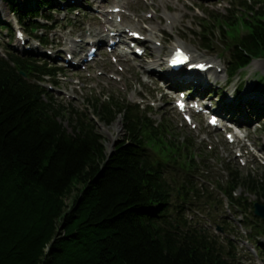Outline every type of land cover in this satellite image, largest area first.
Segmentation results:
<instances>
[{
    "label": "trees",
    "instance_id": "1",
    "mask_svg": "<svg viewBox=\"0 0 264 264\" xmlns=\"http://www.w3.org/2000/svg\"><path fill=\"white\" fill-rule=\"evenodd\" d=\"M2 1L19 21L31 17L22 25L46 41L39 33L51 27L36 19L55 0ZM238 5L244 12L215 16L217 25L210 27L226 37L228 80L264 58V0ZM6 26L0 27L12 32ZM34 56L27 50L0 53V264H241L232 238L201 229L185 209L200 199L222 205L225 197L249 212V237H264L253 201L234 195L244 186L264 202V175L240 176L229 168V177L216 184L221 198L191 179L173 186L168 177L176 163L184 176L197 168L188 141H180L167 122L154 123L136 104L95 101L94 116L60 104L43 81L53 80L61 68ZM254 103L264 112V103ZM114 106L123 112V137L108 154L95 118L110 122ZM220 219L219 225L232 229ZM255 245L264 258V247Z\"/></svg>",
    "mask_w": 264,
    "mask_h": 264
},
{
    "label": "rangeland",
    "instance_id": "2",
    "mask_svg": "<svg viewBox=\"0 0 264 264\" xmlns=\"http://www.w3.org/2000/svg\"><path fill=\"white\" fill-rule=\"evenodd\" d=\"M25 1L18 0L20 5L25 4ZM116 3H124L122 11L118 12L121 21H115V13H112L113 5ZM235 12L239 14L244 12L238 5V0H162V2L110 0L108 3L104 0H55L50 8L41 10V15L39 14L36 19L51 27L39 33L46 40L42 42L38 41L35 33L26 29L28 33L23 32L22 38H16L14 30L31 17L19 21V16L0 0V26L7 24L6 28H11L13 32L5 29V26L0 27V53L8 51L21 55L25 50L31 49L35 52L36 59L61 67L62 70L58 71L53 80L45 77L46 80L43 81L44 86L60 104L65 106L70 104L79 110L87 109L91 116H94L91 105L95 101L99 103L115 101L118 105L136 104L138 111H142L154 123L167 122L172 127V133L180 141H188L197 164L195 172L190 177L184 176V169L177 167L180 164L176 163L177 166L171 168L172 171L169 172L170 183L175 186L191 179L197 186L203 184L201 187L207 186L215 197L221 198L223 194L219 192L216 184L223 183L229 177V168L237 169L240 176L250 174L260 179L264 175V112L256 110L254 100L250 99L264 97V58H256L228 80L226 37L218 29L210 28L213 24L217 25L215 16L225 19ZM165 13L175 16L172 26L168 24ZM45 16L52 18L51 21H46ZM112 22L120 23L123 28L142 31L146 40L140 44L144 46L145 54L137 57L126 54L119 57L117 51L122 46L120 44L108 53L105 26L113 28L110 25ZM153 23H157L158 28L150 33L149 28ZM22 26L25 28V25ZM95 32H99L98 36L101 37L95 44L99 47L97 56L87 64L85 62L78 66L68 64L67 53L74 57H85L91 45L89 42L94 43L97 38L93 36ZM120 34L122 37L127 36L124 30ZM69 39L77 42L75 53L68 52L71 44ZM178 44L189 50L195 56L194 59L212 61L214 64V67L206 72L209 79L208 87L202 92V96L211 97L212 101L216 102L220 114L225 118H232L241 126L237 136L233 130L223 129L222 120L219 121L222 128L211 127L206 117L197 115L194 117L196 125L192 127L177 112L174 99L177 98L178 91L187 93L188 88L193 85L171 83L160 70L164 68L167 54ZM155 46L160 47L161 59L160 64L155 66L157 70L151 72L148 65L158 54L153 49ZM112 57L118 60L112 61ZM240 83L243 87L238 92L236 89ZM114 109V117L110 122L95 118L96 130L102 136L106 151L109 142L123 137V112L118 113L115 106ZM117 121H120V132L111 139L109 131H105L101 125L112 128ZM64 124L70 127L67 120ZM228 131L232 132L235 141H228V137L225 136ZM73 193L65 200L68 205L72 201ZM240 194L246 195L249 201H255L257 197L256 194L246 191L244 186H239L234 191V195ZM222 199V205H217L213 201L203 204V199L196 200L194 202L199 205H194L190 209L198 210L200 215L208 216L212 221L224 217L228 225L234 229V232H230L232 236H228L233 239L236 256L240 262L264 264V258L257 256L254 249L257 242L264 247V237L254 239L249 237V228L241 223L236 224L231 219L233 214L224 210V205L229 202L225 197ZM243 218V222L252 219L249 212L243 213Z\"/></svg>",
    "mask_w": 264,
    "mask_h": 264
},
{
    "label": "bare ground",
    "instance_id": "3",
    "mask_svg": "<svg viewBox=\"0 0 264 264\" xmlns=\"http://www.w3.org/2000/svg\"><path fill=\"white\" fill-rule=\"evenodd\" d=\"M110 0H104V2H109ZM161 2H162V0H160ZM124 5V3L122 4V6ZM115 6H120V4H118V3H116V5ZM103 14V13H102ZM166 17V20H167V22H168V24H171V26H172V22H173V18L175 17L174 15H171V14H168V13H165L164 14ZM116 16H119V13H116L115 14V17ZM112 18H110V20H111ZM113 28L111 29V28H109V27H106L105 28V30L106 31H108V39H113V38H115L116 37V35H113V36H110L109 35V31H115V33L116 34H118V33H120L121 31H123V26L120 24V23H111L110 24ZM157 28H158V24L157 23H153V24H151L150 25V28H149V32L151 33L152 31H154V30H157ZM132 30H134V29H129V31H132ZM98 35H100V33L99 32H95V34L93 35V36H95V37H97L96 39H97V41H100L101 40V37L100 36H98ZM92 36V37H93ZM70 41H71V44H70V46H69V48L70 49H76L75 47L77 46V44H76V42L73 40V39H69ZM153 49H154V51H156L158 54H156L155 55V59L151 62V63H149V65L148 66H150L149 67V71H151V72H154V70L156 71V68H155V66H158L159 64H160V57H159V51H160V47L159 46H155V47H153ZM75 51V50H74ZM117 55L118 56H121V55H123V53H121V51H117ZM194 56V55H193ZM195 57V56H194ZM199 59H194L193 61H198ZM207 62H211V61H207ZM158 64V65H157ZM217 66H220L219 64L217 65ZM209 72V71H208ZM209 74V73H208ZM178 77V79H176V80H174V84L175 83H177V82H180V83H183V82H185V81H187L186 80V78L187 77H189V76H177ZM207 77H208V75L206 74V72H204V73H202L201 74V82H203V81H205V80H207ZM101 127L105 130V131H109V136L111 137V139H114L116 136H117V134H119V132H120V128H121V125H120V121H117L114 125H113V127L112 128H110V127H107V126H105V125H101ZM112 131H111V130ZM107 146H108V150L110 149V146H111V143L109 142L108 144H107Z\"/></svg>",
    "mask_w": 264,
    "mask_h": 264
},
{
    "label": "water",
    "instance_id": "4",
    "mask_svg": "<svg viewBox=\"0 0 264 264\" xmlns=\"http://www.w3.org/2000/svg\"><path fill=\"white\" fill-rule=\"evenodd\" d=\"M116 143H117L116 140L112 141L110 149L108 150V154L111 153V151L115 147ZM252 212L255 216L259 217L261 220H264V203H261L259 201H254Z\"/></svg>",
    "mask_w": 264,
    "mask_h": 264
},
{
    "label": "snow or ice",
    "instance_id": "5",
    "mask_svg": "<svg viewBox=\"0 0 264 264\" xmlns=\"http://www.w3.org/2000/svg\"><path fill=\"white\" fill-rule=\"evenodd\" d=\"M133 35H135V34H133ZM178 55H180V54L178 53ZM186 59H187V57H183L181 60H174L173 63L183 62ZM198 67H203V66L202 65H198ZM180 106L183 107V105H180ZM212 122L215 123V120H213Z\"/></svg>",
    "mask_w": 264,
    "mask_h": 264
}]
</instances>
